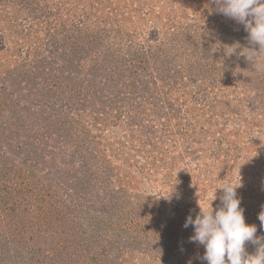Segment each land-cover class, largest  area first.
<instances>
[{
	"label": "rangeland",
	"instance_id": "rangeland-1",
	"mask_svg": "<svg viewBox=\"0 0 264 264\" xmlns=\"http://www.w3.org/2000/svg\"><path fill=\"white\" fill-rule=\"evenodd\" d=\"M210 7L0 0V264H204L185 220L240 178L264 235V53Z\"/></svg>",
	"mask_w": 264,
	"mask_h": 264
},
{
	"label": "clouds",
	"instance_id": "clouds-1",
	"mask_svg": "<svg viewBox=\"0 0 264 264\" xmlns=\"http://www.w3.org/2000/svg\"><path fill=\"white\" fill-rule=\"evenodd\" d=\"M209 11L222 15L243 26L247 42L251 46L248 53H264V0H208ZM258 46L259 51H256ZM253 62L248 55H245ZM239 186L232 182L223 184L220 204L214 210L212 202L217 199L216 190L211 194L209 205L201 206L200 211L190 214L183 225L191 226L194 234L190 243L203 246L204 264H264V235H257L255 224H247L241 198L237 194ZM260 229L264 230V205L258 214ZM251 245L253 251H248Z\"/></svg>",
	"mask_w": 264,
	"mask_h": 264
},
{
	"label": "trees",
	"instance_id": "trees-1",
	"mask_svg": "<svg viewBox=\"0 0 264 264\" xmlns=\"http://www.w3.org/2000/svg\"><path fill=\"white\" fill-rule=\"evenodd\" d=\"M106 56H108V52L105 54ZM136 58V57H135ZM134 61H135V59H131L130 60V62L132 63V64H134ZM121 64L119 65V66H117V67H115V68H111V67H105V69H104V71H105V73H103V72H101L100 70H99V74L97 75L96 74V72H95V75H94V79H98L100 82H102V83H106V82H108L109 80H110V76L112 75V74H114V72L116 71L115 69L117 68V69H121L123 66H124V64H125V62H126V60H121ZM128 62H129V60H128ZM120 72V71H119ZM107 73V74H106ZM122 73V72H121ZM97 77V78H96Z\"/></svg>",
	"mask_w": 264,
	"mask_h": 264
}]
</instances>
